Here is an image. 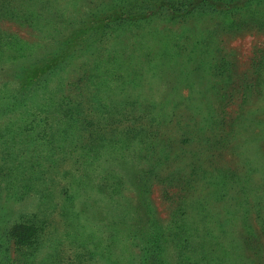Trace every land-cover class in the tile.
Instances as JSON below:
<instances>
[{"label":"rangeland","instance_id":"374dc122","mask_svg":"<svg viewBox=\"0 0 264 264\" xmlns=\"http://www.w3.org/2000/svg\"><path fill=\"white\" fill-rule=\"evenodd\" d=\"M137 2L0 0V264H155L153 222L167 264H264V81L251 89L264 28L211 9L177 16L179 0ZM220 93L248 98L235 149L218 159L237 176L220 200L205 181L193 189L221 240L192 222L181 240L166 175L142 174L150 141L125 134L165 114L170 136L205 123L197 106L217 107ZM30 221L41 229L24 249L11 232Z\"/></svg>","mask_w":264,"mask_h":264},{"label":"trees","instance_id":"16d2710c","mask_svg":"<svg viewBox=\"0 0 264 264\" xmlns=\"http://www.w3.org/2000/svg\"><path fill=\"white\" fill-rule=\"evenodd\" d=\"M155 1L158 2L159 0H143L142 6H139L138 2L135 5L132 3L130 6H133L136 10L139 8L141 10L148 9L151 5L150 3ZM177 4H181V7ZM177 4H175L177 5L175 9L177 16L185 12L187 16H189L194 13L203 12L206 9H211L214 12L220 13L221 16L226 19L230 17L234 19H236V17L245 18V16H248L247 18L250 19L251 26L264 28V0H186L184 2L179 0ZM235 22L231 21V24ZM237 26L241 27L238 23ZM194 50H196V48H194ZM221 66H223L221 71L224 73L225 66L224 64H221ZM254 66L255 72L253 73V78L255 79L253 80V85L251 84V89L254 88V90L258 91V88H261L264 81V53H262L258 59H255ZM220 75L225 76V74ZM186 77L189 78V75ZM216 101L219 104H216L217 107H214L212 104H203L202 102L198 104L197 109L207 115L204 120L205 123L202 121L194 123L196 126L194 130L198 133L192 132L194 125L190 126L191 129L189 127L190 123L184 127H175L176 135L171 134L170 136L171 129L168 127L167 130L170 133L163 132L162 128L164 123H167L166 120L168 115H163V120L159 123L155 122L157 121L155 120L157 116L153 115V109L156 108V106L153 104L149 108L153 112L148 113V119L152 124L153 121L155 122V124H153L154 126H142L139 130L133 129L125 134V137H127L125 141H129L132 137H140L143 138L142 140L148 139L150 141V143H147V146L150 147L151 151L145 148L148 156L147 159L149 160V165H146V167L150 168V170H146L142 174L145 176V180L149 179L146 177L152 174H157L159 176L166 175L162 182L168 181L169 189L173 191V196L177 197L172 201L176 208L172 215L171 225L177 230L175 238L181 240H184L183 237L188 236L186 228L188 225L190 226L191 222L196 226L195 232H201L204 238L207 233L208 235H212L211 240L216 242L221 240L223 225L218 223L213 227L209 226L208 222L212 220L213 215L211 211L206 214L203 203L205 198L197 199L193 194L195 191L193 189L195 185L205 181V188L207 192H210L208 195L215 196L217 200H220L221 191L225 186L222 180L224 178L233 179L237 176L236 170L233 171L227 167L220 166L218 164V159L222 158L224 153H230L235 149L232 144L234 140L238 141L236 138L239 136V132L235 128L237 127L236 122L238 121V124H240L241 116H243L245 111L242 110L241 112L239 109L244 103L248 102V98H243V101L238 104L234 96H226L220 93V95H217ZM233 101L235 102L233 103ZM240 112L241 114L238 115ZM233 113L234 115L237 114V116L235 117ZM150 117L152 119H150ZM189 118L190 121L193 120L192 117ZM155 128H157V130H153ZM177 128L180 130L177 131ZM99 129L100 128H97L96 132ZM101 131L102 130H100V132ZM87 134L89 137H92L95 134V130L87 132ZM167 134H169V136H167ZM258 136H261V134H257L254 137L257 138ZM98 137H100V134ZM202 137L203 139H201ZM191 144H195L198 147L193 148ZM166 170L169 171L168 174L164 173ZM207 186L209 188H207ZM145 189L146 188H144V190ZM241 193V196L245 197V200H247L252 195L253 191L250 194V191L244 192L241 190ZM246 213H248V210ZM208 219L210 220L207 221ZM31 223L32 221L25 223L23 226H15L11 232L12 236L17 241V245H23L24 249L33 247L35 243L38 242L37 234L40 233L41 228ZM150 226L151 227L148 228V234L150 236L147 240L149 243L153 242L154 245L151 249L150 256H152V260L155 264H167L168 260L162 248V244L166 242L165 238H161L162 234L160 233L162 229L158 222H153ZM247 230L248 234H251V237H253L254 230L252 227H247ZM261 230L264 233V224L261 226ZM29 231L31 232L30 234ZM154 234H156V237H154ZM30 256L32 255L30 254ZM27 260L28 264H30L29 256ZM82 262H84V260ZM186 264L189 263L187 262Z\"/></svg>","mask_w":264,"mask_h":264}]
</instances>
